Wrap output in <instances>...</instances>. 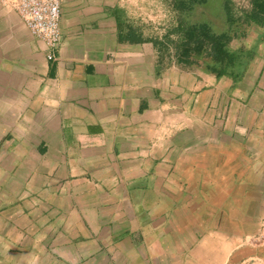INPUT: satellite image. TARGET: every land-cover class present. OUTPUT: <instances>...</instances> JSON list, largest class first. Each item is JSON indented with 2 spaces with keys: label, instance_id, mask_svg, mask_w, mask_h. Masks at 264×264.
Here are the masks:
<instances>
[{
  "label": "crops",
  "instance_id": "0c3cea01",
  "mask_svg": "<svg viewBox=\"0 0 264 264\" xmlns=\"http://www.w3.org/2000/svg\"><path fill=\"white\" fill-rule=\"evenodd\" d=\"M168 1L60 0L47 48L0 0V264H264V36L206 73Z\"/></svg>",
  "mask_w": 264,
  "mask_h": 264
},
{
  "label": "trees",
  "instance_id": "16d2710c",
  "mask_svg": "<svg viewBox=\"0 0 264 264\" xmlns=\"http://www.w3.org/2000/svg\"><path fill=\"white\" fill-rule=\"evenodd\" d=\"M206 2L169 0L167 8L173 22L163 36L156 39V43L172 45L177 62L195 66L215 76H242L256 54L254 44L245 47V34L251 26H255L262 31L257 39L264 36V0H252L249 7H237L235 10L229 0H223L219 6L221 13H218L222 15V28L218 31L210 20H189L195 6L206 7ZM234 40L239 44L233 47L231 43Z\"/></svg>",
  "mask_w": 264,
  "mask_h": 264
},
{
  "label": "built area",
  "instance_id": "2783aa9c",
  "mask_svg": "<svg viewBox=\"0 0 264 264\" xmlns=\"http://www.w3.org/2000/svg\"><path fill=\"white\" fill-rule=\"evenodd\" d=\"M2 3L14 10L30 33L47 48L58 43L60 0H2ZM51 56L47 54V58Z\"/></svg>",
  "mask_w": 264,
  "mask_h": 264
},
{
  "label": "rangeland",
  "instance_id": "374dc122",
  "mask_svg": "<svg viewBox=\"0 0 264 264\" xmlns=\"http://www.w3.org/2000/svg\"><path fill=\"white\" fill-rule=\"evenodd\" d=\"M194 14H191V17L190 18H192V19H195V20H198V21H201L203 18H202V15H197L195 18H194ZM221 18V19H220ZM221 21H223V19H222V17L219 15V17H218V19H215V21L213 22V27H214V29L216 30V31H218V30H220L221 28H222V26H221ZM231 44H233V41H232V43Z\"/></svg>",
  "mask_w": 264,
  "mask_h": 264
}]
</instances>
